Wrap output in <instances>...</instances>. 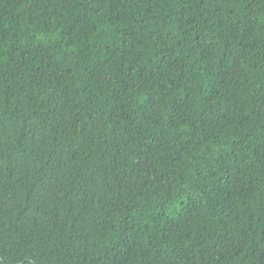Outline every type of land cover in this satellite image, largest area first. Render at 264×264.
I'll return each mask as SVG.
<instances>
[{
	"label": "trees",
	"instance_id": "trees-1",
	"mask_svg": "<svg viewBox=\"0 0 264 264\" xmlns=\"http://www.w3.org/2000/svg\"><path fill=\"white\" fill-rule=\"evenodd\" d=\"M0 264H264V0H0Z\"/></svg>",
	"mask_w": 264,
	"mask_h": 264
}]
</instances>
